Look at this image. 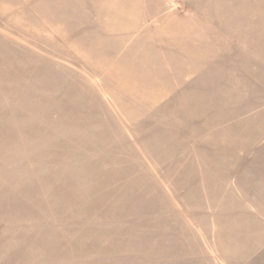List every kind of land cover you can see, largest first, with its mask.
Listing matches in <instances>:
<instances>
[{"label": "rangeland", "instance_id": "1", "mask_svg": "<svg viewBox=\"0 0 264 264\" xmlns=\"http://www.w3.org/2000/svg\"><path fill=\"white\" fill-rule=\"evenodd\" d=\"M0 264H264V0H0Z\"/></svg>", "mask_w": 264, "mask_h": 264}]
</instances>
